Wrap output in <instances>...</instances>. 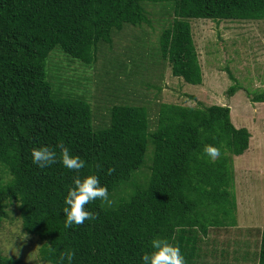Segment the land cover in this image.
Wrapping results in <instances>:
<instances>
[{
	"label": "trees",
	"instance_id": "obj_1",
	"mask_svg": "<svg viewBox=\"0 0 264 264\" xmlns=\"http://www.w3.org/2000/svg\"><path fill=\"white\" fill-rule=\"evenodd\" d=\"M157 4L173 15L156 52L139 44L133 66L101 58L127 27L152 26L146 6ZM192 19L264 21V0H0V224L16 205L23 232L43 242V262L69 264L60 258L71 251V264H141L158 236L178 244L186 264H264V227L241 224L235 193L233 158L249 149L251 134L235 127L230 107L157 102L151 131L150 107L115 103L108 121L95 126V96L88 102L65 94L63 71L52 62L54 51L90 69L101 58L97 86L113 85V98L128 92L120 75L128 82L151 75L152 61H167L174 77L200 86ZM241 89L230 86L228 96ZM252 102H264V89ZM60 144L85 160L79 172L59 158L44 169L31 162L33 148L47 145L59 157ZM205 144L219 149L215 160L203 153ZM90 174L107 186L112 205L93 200L86 208L96 218L65 228L73 177ZM0 264L21 262L0 250Z\"/></svg>",
	"mask_w": 264,
	"mask_h": 264
},
{
	"label": "rangeland",
	"instance_id": "obj_2",
	"mask_svg": "<svg viewBox=\"0 0 264 264\" xmlns=\"http://www.w3.org/2000/svg\"><path fill=\"white\" fill-rule=\"evenodd\" d=\"M149 5V3H146ZM151 25L129 26L116 35L111 46L102 48V56L124 60L131 66L139 59V47L157 50L162 31L172 21L173 13H166L160 4L146 6ZM163 10V11H162ZM204 74V82L195 86L176 78L167 61L150 64L151 75L131 77L128 92L113 98V85L101 91L97 86V74L102 77L103 60L95 68H88L70 56L54 51L53 63L63 71V92L81 98L94 108V125L102 126L108 119V110L115 103H133L150 107V130L156 128V103L167 102L184 106L222 105L231 109V121L237 128H247L251 134L250 147L241 156H234L235 193L237 196L241 224L264 226V102H252V94L264 89V21H221L189 20ZM139 38H141L139 40ZM132 58L136 61H132ZM116 65L113 62L111 69ZM60 67V68H59ZM92 75L94 79L89 80ZM230 74L236 79L234 82ZM97 75V76H98ZM108 79V78H104ZM89 80V81H88ZM141 82V83H140ZM64 83V84H63ZM117 83V82H116ZM118 84V83H117ZM148 84L151 87H148ZM237 84L242 89L230 97L228 89ZM57 90V88H56ZM114 99V100H113ZM1 171V170H0ZM8 176L3 175L7 179ZM43 242L27 235L22 230L16 205L10 207L9 217L0 224V250L2 254L20 260L21 264H48L39 256Z\"/></svg>",
	"mask_w": 264,
	"mask_h": 264
},
{
	"label": "clouds",
	"instance_id": "obj_3",
	"mask_svg": "<svg viewBox=\"0 0 264 264\" xmlns=\"http://www.w3.org/2000/svg\"><path fill=\"white\" fill-rule=\"evenodd\" d=\"M57 146L60 148L59 157L57 152L47 145L33 148L31 150V162L39 168L44 169L56 163L59 158L65 168L76 170L77 172L85 166V160L78 155L71 154L68 147L63 146V144ZM203 153L210 160H215L220 154L219 149L212 144H205ZM113 170L110 167L108 173L111 174ZM72 185L68 189L63 201L65 228L81 225L85 220H94L96 214L86 208V205L93 200L99 199L102 202H106L109 206L112 205L108 188L106 185L101 184L97 175L90 174L83 178L79 175L74 176ZM150 249V251L144 252L140 257L141 264H186L179 245L170 243L166 238L153 237L150 240ZM73 255V252L68 251L60 259L63 261L66 258L69 264H71Z\"/></svg>",
	"mask_w": 264,
	"mask_h": 264
},
{
	"label": "crops",
	"instance_id": "obj_4",
	"mask_svg": "<svg viewBox=\"0 0 264 264\" xmlns=\"http://www.w3.org/2000/svg\"><path fill=\"white\" fill-rule=\"evenodd\" d=\"M262 227H264V226H262Z\"/></svg>",
	"mask_w": 264,
	"mask_h": 264
}]
</instances>
